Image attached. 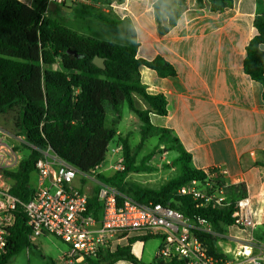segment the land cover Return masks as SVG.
<instances>
[{"label":"trees","instance_id":"trees-1","mask_svg":"<svg viewBox=\"0 0 264 264\" xmlns=\"http://www.w3.org/2000/svg\"><path fill=\"white\" fill-rule=\"evenodd\" d=\"M179 1L184 4V0ZM197 1L203 3L205 0ZM209 1L213 11H223L233 4V0ZM49 7V0H39L34 7L21 0H0V115L10 111L15 113L14 128L30 151L15 171L6 172V176L13 180L11 193L23 202L30 200L34 191L31 175L41 158L37 149L49 147L82 173H90L105 161L109 146L116 137V128L108 120V108L118 118L127 108L141 122L142 143L157 137L173 144L171 150L180 153L176 162L182 174L157 190L127 182L130 173L147 171L151 167L145 162L136 165L129 143L123 140L125 169L111 176L98 174V181L115 187L122 195L140 204H162L180 211L193 221L205 219L214 233L194 230L195 236L208 256L221 264L222 257L217 252L216 242L224 227L234 225V205L197 208L190 197L177 194L181 186L194 179H204L206 172L192 166L191 156L171 130L152 123L151 113L167 115V101L163 95L150 94L141 80L143 66L157 71L161 77L175 76V68L162 57L151 61L139 58L134 29L131 32L134 41L131 43L102 40L46 17ZM153 7L158 23L161 14L169 18L167 27L159 23L160 34L176 26L181 12L169 0H157ZM84 9H76V15L80 18L94 17L112 30L129 33L120 26V21L96 9ZM254 27L257 34L246 48L243 67L246 74L264 87V50L260 48L264 44V14L255 17ZM69 50L81 58L69 54ZM96 56L105 59V69L93 64ZM56 65L61 69H53ZM135 96L142 98L149 109L138 108ZM217 180L218 184L224 185L221 177ZM98 191L99 186L88 199V214L96 218L101 211ZM26 222L25 214L18 211L6 251L0 256V264H8L12 257L29 249L32 240ZM119 260L143 264L129 245L102 252L98 257L88 259L86 264H113ZM155 264L186 262L174 259L169 262L159 260Z\"/></svg>","mask_w":264,"mask_h":264},{"label":"crops","instance_id":"crops-1","mask_svg":"<svg viewBox=\"0 0 264 264\" xmlns=\"http://www.w3.org/2000/svg\"><path fill=\"white\" fill-rule=\"evenodd\" d=\"M21 1L34 7L39 0ZM156 1L111 4L119 10L117 21L133 26L138 57L149 61L162 57L175 68L173 77H161L145 66L140 70L147 91L167 101V115L151 113V121L171 130L194 168L223 171L221 179L230 202L251 200L257 225L253 230L224 227L216 242L221 264H264V87L243 67L246 48L257 34L254 19L264 14V0H233L223 11H213L209 0H184L183 5L174 0L170 3L181 16L165 34L159 33V23L167 27L169 18L161 14L157 22ZM57 11L58 6L50 3L47 13ZM260 48L264 50V44ZM148 109L145 105L144 110ZM175 152L176 158L180 153ZM32 175L34 186L37 175ZM8 182L13 185V180ZM123 245H129L143 264L159 261L160 241ZM113 264L133 263L119 260Z\"/></svg>","mask_w":264,"mask_h":264},{"label":"built area","instance_id":"built-area-1","mask_svg":"<svg viewBox=\"0 0 264 264\" xmlns=\"http://www.w3.org/2000/svg\"><path fill=\"white\" fill-rule=\"evenodd\" d=\"M50 3L65 4L67 0H49ZM74 2L80 0H72ZM12 136L0 131V256L8 246L10 231L16 222V213L23 212L30 229V239L54 236L67 246L63 260L65 264H86L106 251L124 246V242L160 241L157 252L159 260L169 262L184 260L186 264H219L209 257L194 230L214 233L210 224L202 218L196 221L178 210L162 204H140L115 187L98 181V171L104 162L88 174L62 160L51 148L37 149L41 158L36 163V182L29 201L23 202L11 193L10 178L6 172L15 171L22 158ZM27 144L23 137H13ZM121 147L112 149V155ZM114 172L125 169V159L118 156L110 165ZM204 179H194L177 190L182 197H190L197 208H218L234 205V225L253 230L254 218L249 198L234 203L226 196L225 185L217 183L223 171H205ZM98 183V200L101 205L99 218L88 214L89 195L80 185V179Z\"/></svg>","mask_w":264,"mask_h":264},{"label":"rangeland","instance_id":"rangeland-1","mask_svg":"<svg viewBox=\"0 0 264 264\" xmlns=\"http://www.w3.org/2000/svg\"><path fill=\"white\" fill-rule=\"evenodd\" d=\"M116 1L121 0H80L77 2L67 0L66 3L62 5L52 3L58 6V11L56 13L48 12L46 17L54 18L61 24L95 38L113 41L119 44H128L134 41L131 37L133 26L129 21H125L127 23H120L122 28L129 31L128 34H123L108 28L94 17L84 16L80 18L76 15V9L92 8L110 18L116 19V11L119 10H115L111 6V4H114V2L116 3ZM173 1L174 0H170L171 3H174ZM177 1L178 0H175V2ZM84 10L87 11L86 9ZM59 68L61 69L60 65L53 67V69ZM135 98L137 107L144 109V106L147 105L144 100L139 96H135ZM14 115L15 113L13 111L0 115V131H4L12 136L11 142L17 146L21 158L23 159L29 155L30 151L25 147L22 141H17L13 138L18 135L14 128ZM108 120L109 123L113 124L116 128V137L109 146V152L104 161V167L97 172L98 174L111 176L115 173L112 168L110 169V165L117 161L118 156H123L125 159L123 140L129 143L132 150L131 153L134 154L136 159V165L145 162L151 167V169L147 171L130 173L126 179L127 182L157 190L173 178L182 174L181 167L176 162V152L171 150L172 143L167 140H160L157 137L150 138L142 143L140 134L141 122L134 113L124 108L121 117L118 118L114 115L112 109L108 108ZM115 147H121V150L114 156L112 155V149ZM31 180L33 182L35 181V175L31 176ZM79 181L83 189L86 186L85 190L88 195H92L94 189L98 186V183L94 180L86 179L85 184H83V178ZM67 248L68 246L62 240L54 236L40 237L31 243L28 250H24L12 257L8 264H65V261L62 260L61 257Z\"/></svg>","mask_w":264,"mask_h":264},{"label":"water","instance_id":"water-1","mask_svg":"<svg viewBox=\"0 0 264 264\" xmlns=\"http://www.w3.org/2000/svg\"><path fill=\"white\" fill-rule=\"evenodd\" d=\"M69 54H74L77 58H81L80 55H77L75 51H71L69 50L68 51ZM93 64L100 68V69H105L106 68V65H105V59L104 58H101V57H98L96 56L94 59H93Z\"/></svg>","mask_w":264,"mask_h":264}]
</instances>
